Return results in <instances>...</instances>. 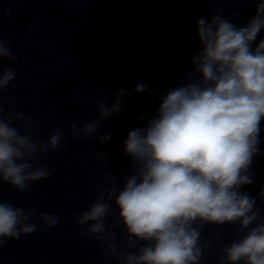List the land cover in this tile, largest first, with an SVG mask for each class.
<instances>
[{
    "label": "clouds",
    "instance_id": "clouds-1",
    "mask_svg": "<svg viewBox=\"0 0 264 264\" xmlns=\"http://www.w3.org/2000/svg\"><path fill=\"white\" fill-rule=\"evenodd\" d=\"M256 5L246 26L237 27L220 13L197 20L202 50L191 58L194 70L185 73L184 84L166 92L147 126L131 130L124 141L133 174L123 178L122 187L109 174L107 192L101 190L86 210L69 214L81 226L79 235L95 239L102 254L118 264H201L211 247L202 242L205 225L217 226V239L222 226H239L230 244L221 241L211 249L220 253L219 264H264V215L256 198L240 191L253 183L249 169L260 154L264 121V40L252 48L264 29V0ZM10 45L11 39L0 36V101L16 78L15 69L3 64L5 58L15 63ZM146 90L143 83L134 88ZM125 94L130 93L120 89L111 107L105 100L97 104L101 119L122 110L119 97ZM78 124L69 127L76 138L96 137L99 121ZM63 136L56 127L45 142L33 138L32 120L15 109L5 114L0 102V248L9 239L59 224L53 214L4 201L3 185L23 193L33 182L50 179L49 168L33 161L66 147ZM110 139V134L99 137L100 143ZM97 158L107 163L104 156ZM113 200L118 218L109 226ZM34 215L41 225L31 222ZM121 223L132 251L113 243L117 233L112 229Z\"/></svg>",
    "mask_w": 264,
    "mask_h": 264
}]
</instances>
